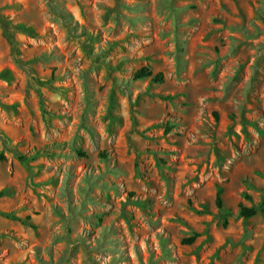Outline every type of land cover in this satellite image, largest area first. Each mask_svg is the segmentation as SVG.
<instances>
[{
	"label": "rangeland",
	"instance_id": "rangeland-1",
	"mask_svg": "<svg viewBox=\"0 0 264 264\" xmlns=\"http://www.w3.org/2000/svg\"><path fill=\"white\" fill-rule=\"evenodd\" d=\"M0 15V264H264V0Z\"/></svg>",
	"mask_w": 264,
	"mask_h": 264
},
{
	"label": "trees",
	"instance_id": "trees-1",
	"mask_svg": "<svg viewBox=\"0 0 264 264\" xmlns=\"http://www.w3.org/2000/svg\"><path fill=\"white\" fill-rule=\"evenodd\" d=\"M0 25L1 27L3 28V30L5 31V34L7 36L8 39H12V35L9 34L8 32H6L7 30L5 29L6 26H5V21L4 19L2 18V16L0 15ZM151 76V73L149 72L148 69L146 68H142L140 69L139 71L136 72L135 74V79H144V78H147V77H150ZM154 81L155 82H161L162 81V75L161 74H158L155 78H154ZM47 83L46 82H38V85L40 86H45ZM21 162L23 163H26L25 162V158L23 157H19L18 158ZM4 193L3 192H0V198L3 197ZM216 205L217 207H221V198H220V195L218 194L217 197H216ZM257 213V210L255 208H245L243 207L242 205L239 206V215L240 217L244 218V219H249L253 216H255ZM197 235L194 234L193 236H191L190 238H187L185 240H183V243L186 244V245H191L194 243L195 239H196Z\"/></svg>",
	"mask_w": 264,
	"mask_h": 264
}]
</instances>
